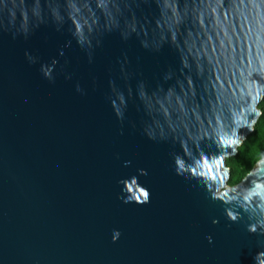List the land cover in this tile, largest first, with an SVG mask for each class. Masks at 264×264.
Segmentation results:
<instances>
[{
  "label": "water",
  "instance_id": "obj_1",
  "mask_svg": "<svg viewBox=\"0 0 264 264\" xmlns=\"http://www.w3.org/2000/svg\"><path fill=\"white\" fill-rule=\"evenodd\" d=\"M264 0H0V264H264Z\"/></svg>",
  "mask_w": 264,
  "mask_h": 264
},
{
  "label": "trees",
  "instance_id": "obj_2",
  "mask_svg": "<svg viewBox=\"0 0 264 264\" xmlns=\"http://www.w3.org/2000/svg\"><path fill=\"white\" fill-rule=\"evenodd\" d=\"M258 107L261 115L252 132L238 147L237 155L226 159L230 169V186L239 184L256 163L264 158V99Z\"/></svg>",
  "mask_w": 264,
  "mask_h": 264
}]
</instances>
